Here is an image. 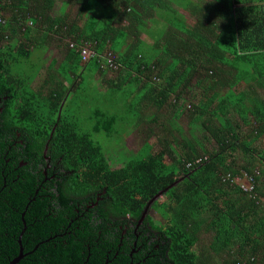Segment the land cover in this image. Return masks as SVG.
I'll use <instances>...</instances> for the list:
<instances>
[{
  "label": "trees",
  "instance_id": "obj_1",
  "mask_svg": "<svg viewBox=\"0 0 264 264\" xmlns=\"http://www.w3.org/2000/svg\"><path fill=\"white\" fill-rule=\"evenodd\" d=\"M53 34L98 55L67 46L36 88ZM97 71L114 73L100 96ZM119 108L146 135L120 164L93 138ZM263 242L264 0H0V264H264Z\"/></svg>",
  "mask_w": 264,
  "mask_h": 264
},
{
  "label": "rangeland",
  "instance_id": "obj_2",
  "mask_svg": "<svg viewBox=\"0 0 264 264\" xmlns=\"http://www.w3.org/2000/svg\"><path fill=\"white\" fill-rule=\"evenodd\" d=\"M60 4H61L60 1H56V4L54 5V12L55 13H57L59 11ZM178 10L180 11L181 14H183L185 16V18L189 22L194 21V19L190 16L187 9H184V10L178 9ZM70 14L74 15L75 9H73L70 12ZM153 22H160V21L159 20H153V19L148 20V24L153 23ZM141 37L145 38L147 41H150V42L152 41V39L147 37L145 35V33L141 34ZM48 41H47V43H45V45L43 46V48L41 50V53H42L41 58H40L41 69H40V72H39L37 78L35 79V82H34V86L36 88L38 86L43 87V85H49L50 82L52 83L53 75H51V74L54 73L53 70L58 65V63H55L53 61V59H57L58 61L62 60V58L64 56V52L66 50V47L68 46L66 43H69L70 39H67V38L63 39L62 37H60V35L58 36V35L53 34L52 37ZM91 77L94 78L93 76H91ZM86 85L87 84H83V86H82L84 93H86V91H87ZM103 86L107 88V84H103ZM130 89L134 90V93L136 95H139V94H137V92H136L137 89L135 87L130 88ZM88 90H89V88H88ZM89 91L93 93V91H91V90H89ZM199 92H200V90L198 87L192 86L190 94H187V97L193 98V96L197 95ZM138 104H139L138 107L141 108L140 102H138ZM92 108H93L92 105H90V106L87 105V106L83 107L82 112H81L82 115L84 116L83 119H85L86 117L91 115ZM142 110H143V108H142ZM116 113H118V115H117L118 121L115 124L117 125V129L119 130V133L116 132V133L107 134V133L101 131L98 133H94L93 138L96 140H99L103 144V146L105 148V153L108 156L112 157V159L114 160V163L120 164V163H123L124 161H127L132 156H134V153H136L139 150V148H141L143 142L146 139V135L144 133V128H142L143 124L142 125L138 124L139 121L137 120V118L134 116V114L130 110L127 111L125 109L119 108L116 110ZM170 118H171V114H170L169 110H167V112H162V115L160 117V119L164 120V121H168V120H170ZM122 119H124V121H122ZM178 122L185 127V125H186L185 116H181V118L178 119ZM85 126L89 127L90 121L87 120V122L85 123ZM124 130H127V132L130 131V136H127V133L121 134ZM156 133L158 135V134H161L163 132H156ZM150 143L153 146V151L155 149L159 148L157 139L154 140V136H152ZM258 144H259V142H258ZM236 182L237 183H243V184L245 183L247 185L250 183V181L247 179V177H245V175L241 176L240 179H236ZM165 198L166 197H162L161 200H163ZM150 213L155 217V219L163 220L160 213L156 212L155 210L150 209ZM203 236H204L203 237L204 239H209L211 234L210 233H204ZM262 248L264 249V242H263ZM261 257H262V255H260L257 258L258 260H256V264H261V262L263 260V259H261Z\"/></svg>",
  "mask_w": 264,
  "mask_h": 264
},
{
  "label": "built area",
  "instance_id": "obj_3",
  "mask_svg": "<svg viewBox=\"0 0 264 264\" xmlns=\"http://www.w3.org/2000/svg\"><path fill=\"white\" fill-rule=\"evenodd\" d=\"M95 44L90 42V41H86V40H81L79 42L76 41H70L69 42V47L76 49L77 51H79V54L82 58V60L87 61L90 58L96 57L98 54L94 48ZM99 56L102 59V65L108 68H117L119 67V64L116 63V55L112 52H104L103 54H99ZM236 179H240V177H237L235 179H233L232 181H234V183L239 184L242 189L244 190H251L253 185L250 182L248 185L247 184H243V183H237ZM248 179V178H247Z\"/></svg>",
  "mask_w": 264,
  "mask_h": 264
},
{
  "label": "crops",
  "instance_id": "obj_4",
  "mask_svg": "<svg viewBox=\"0 0 264 264\" xmlns=\"http://www.w3.org/2000/svg\"><path fill=\"white\" fill-rule=\"evenodd\" d=\"M61 7H59V9H60ZM177 9H183V8H181V7H176ZM73 9H75V8H73ZM72 9V10H73ZM71 10V11H72ZM184 10V9H183ZM179 11V10H178ZM75 12H76V9H75ZM180 12V11H179ZM75 16V14L74 15H71V17H74ZM155 18L153 19V20H159V17L158 16H154ZM78 23L80 22V21H77ZM159 26V22H153V23H150V24H148L147 26H145L146 27V29H145V31L142 33V34H144L145 33V35L147 36V37H149L150 39H152V41L150 42V41H147L145 38H143L148 44H152L153 43V38L151 37V31H153V29L155 30L157 27ZM158 29V28H157ZM157 31V30H156ZM53 61L55 62V63H58V65H60L61 64V61L62 60H60V61H58L57 59H53ZM57 65V66H58ZM57 66L54 68V70L57 68ZM53 70V71H54ZM99 71H97V72H91V76H93L94 78H92L91 79V84H90V86H91V91H93V92H95L94 94V96H100L101 94L103 95V94H105V92L107 91V88L106 87H104L103 86V84H107L108 85V81H107V79L109 78V77H111L112 75H113V72H108V74H106V75H103V74H101V73H98ZM93 74V75H92ZM121 80V79H120ZM134 92V91H133ZM130 136V135H129Z\"/></svg>",
  "mask_w": 264,
  "mask_h": 264
},
{
  "label": "water",
  "instance_id": "obj_5",
  "mask_svg": "<svg viewBox=\"0 0 264 264\" xmlns=\"http://www.w3.org/2000/svg\"><path fill=\"white\" fill-rule=\"evenodd\" d=\"M161 194H162V193H159L158 196H161ZM19 242H20V244H21V235H20V237H19ZM21 256H22V248H21V251H20L19 256L16 257L15 259H13L9 264H16V263L19 261V259L21 258Z\"/></svg>",
  "mask_w": 264,
  "mask_h": 264
},
{
  "label": "clouds",
  "instance_id": "obj_6",
  "mask_svg": "<svg viewBox=\"0 0 264 264\" xmlns=\"http://www.w3.org/2000/svg\"><path fill=\"white\" fill-rule=\"evenodd\" d=\"M67 39H70V38H67ZM70 41H72L71 39H70ZM67 45H68V47H69V43H66Z\"/></svg>",
  "mask_w": 264,
  "mask_h": 264
},
{
  "label": "flooded vegetation",
  "instance_id": "obj_7",
  "mask_svg": "<svg viewBox=\"0 0 264 264\" xmlns=\"http://www.w3.org/2000/svg\"><path fill=\"white\" fill-rule=\"evenodd\" d=\"M95 216L93 215V218H94Z\"/></svg>",
  "mask_w": 264,
  "mask_h": 264
}]
</instances>
